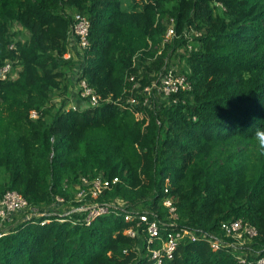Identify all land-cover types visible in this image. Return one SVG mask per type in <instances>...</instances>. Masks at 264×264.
I'll return each mask as SVG.
<instances>
[{"label":"trees","instance_id":"16d2710c","mask_svg":"<svg viewBox=\"0 0 264 264\" xmlns=\"http://www.w3.org/2000/svg\"><path fill=\"white\" fill-rule=\"evenodd\" d=\"M75 13L90 20L89 45L65 58ZM171 23L203 33L187 58L193 90L179 102L147 108V124L113 102L63 110L80 79L118 98L135 82L129 75L147 84L149 72L174 63L181 40L157 53ZM7 61L17 76L0 79V197L17 190L43 210L59 195L66 200L55 211L66 212L82 204L68 200L83 177L118 176L98 202L156 213L164 234L168 185L179 226L223 236V222L243 218L258 235L240 253L254 264L264 256V152L254 139L264 128V0H0V69ZM84 216L53 212L41 225L15 215L0 237V264H150L123 215L90 225ZM166 264L247 263L201 239Z\"/></svg>","mask_w":264,"mask_h":264},{"label":"built area","instance_id":"2783aa9c","mask_svg":"<svg viewBox=\"0 0 264 264\" xmlns=\"http://www.w3.org/2000/svg\"><path fill=\"white\" fill-rule=\"evenodd\" d=\"M217 4L223 6L222 3L218 2ZM73 19L74 22L69 31L72 40L71 46L65 53V58L71 57L73 46L83 49L89 45L90 20L81 13H75ZM202 35V31L195 26H187L178 33L175 30L174 23H171L162 38L159 48H157V53L161 54L162 49L173 42L174 39L181 40L183 46L174 55V63L171 62L170 58H167L158 70L154 69L153 72H149L151 79L147 84L136 81L135 74L129 75V80H135V82L130 89L125 87L123 95L118 98H113L111 95L104 98L85 79H80L78 82L71 84L69 94H67L68 100L63 106V110L67 111L82 106H99L103 101H107L113 102L124 109H130L137 120L145 119V124H147L149 120V115L146 112L147 108L157 110L163 108L166 104L177 103L179 102L180 93H189L193 90L190 70L187 67V58L194 49H197L196 37L199 38ZM152 45L153 43L150 42V46ZM10 48L15 49V44H11ZM141 55V51L134 55V67L139 65ZM140 67L141 71L143 66ZM12 70L13 62L7 61L0 69V79L9 76L16 77L17 73L15 74ZM73 77L77 79L76 74ZM31 117H38V113L35 110L31 111ZM81 181L74 195L68 201H77L82 204L72 206L71 210L66 212L55 211L57 206H61L66 200L59 195L56 196V208L47 207L42 210L39 207L32 206L19 191L7 190L0 197V237L6 234V223L11 221L19 212H27V218L35 216L41 225L49 223L51 219L48 217L39 218L53 212L59 215L85 212L86 216L83 217V221L86 225H90L99 215L113 212L117 215H123L125 220L130 223V226L124 232L132 238L141 239V243L145 245L147 254L150 257V264H166L167 261L175 257L182 244L201 239L207 240L214 250L227 249L234 252L242 263L254 264V261L247 260L246 256L240 251L244 250L246 245L258 235V229L254 224L243 218L223 222V236H215L188 226H179L177 205L174 197L168 195L170 190L167 185L165 188L167 195L163 203L168 210L169 220L165 224V233L163 234L156 213L150 215L148 211H129L128 204L120 199H116L111 203L98 202L99 195L120 182V177L105 178L98 176L93 179L83 177ZM60 217L58 220H66V218ZM256 264H264V256L259 258Z\"/></svg>","mask_w":264,"mask_h":264},{"label":"clouds","instance_id":"9594fccd","mask_svg":"<svg viewBox=\"0 0 264 264\" xmlns=\"http://www.w3.org/2000/svg\"><path fill=\"white\" fill-rule=\"evenodd\" d=\"M254 139L257 142L258 149L261 152H264V128H257L256 132L254 133Z\"/></svg>","mask_w":264,"mask_h":264},{"label":"rangeland","instance_id":"374dc122","mask_svg":"<svg viewBox=\"0 0 264 264\" xmlns=\"http://www.w3.org/2000/svg\"><path fill=\"white\" fill-rule=\"evenodd\" d=\"M124 5H125V4H124ZM14 27H15L16 29L21 28V26H19L18 24H16ZM24 33H25L26 35H28L27 32H26L25 30H24ZM15 74H16V72H15ZM55 97H56V100H60V99H61V97H58V95H56ZM62 98H63V96H62ZM60 101H61V100H60ZM60 101H59V102L56 101V102L60 104ZM23 213H25V212H21V213L19 212V213L16 214V216L22 215Z\"/></svg>","mask_w":264,"mask_h":264}]
</instances>
